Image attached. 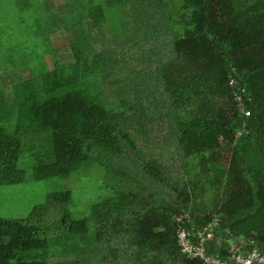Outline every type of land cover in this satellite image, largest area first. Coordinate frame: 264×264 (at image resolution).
<instances>
[{"label":"trees","instance_id":"16d2710c","mask_svg":"<svg viewBox=\"0 0 264 264\" xmlns=\"http://www.w3.org/2000/svg\"><path fill=\"white\" fill-rule=\"evenodd\" d=\"M102 9L80 12L86 27V17L98 19L99 42L70 24L32 31L47 46L26 57L44 68L24 63L0 77V185L23 182L20 156L38 147L36 179L67 180L97 164L105 192L84 216L64 187L27 219L0 217V264H202L182 250L183 230L195 243L206 230L207 253L222 259L264 253V0H106L105 36L94 15ZM140 22L164 30L150 42L164 57L154 49L156 66L134 76L122 58L148 33ZM58 32L69 54L55 46ZM165 118L173 163L129 133L157 143L148 121Z\"/></svg>","mask_w":264,"mask_h":264},{"label":"rangeland","instance_id":"374dc122","mask_svg":"<svg viewBox=\"0 0 264 264\" xmlns=\"http://www.w3.org/2000/svg\"><path fill=\"white\" fill-rule=\"evenodd\" d=\"M105 1L106 0H0V77L3 74L10 73L15 69H19L21 64L30 63L38 66L39 70L44 68L41 59L36 60L26 57L32 52H40L46 48L47 43L44 38L32 40L30 32L32 31H52L53 28L64 29L67 24H70L72 30L89 29L93 38L99 42L97 36V28L99 26L90 25L97 22L98 19L92 18V15L86 17L89 19V26L86 27V21L80 16V12L86 14L93 11V4H102L101 12L96 11L94 15L100 20L102 35L105 32L109 35V31L105 27ZM61 5H63L61 7ZM83 17V18H84ZM121 17L119 15H116ZM114 17V18H116ZM82 20L80 24L74 21ZM118 22V20H117ZM72 23L78 24L72 26ZM117 25V23H116ZM146 35L135 36L131 38V47H125L126 51L124 59L122 58V68L124 72L132 75H141L147 73L152 67L156 66V57L160 44L156 43L151 33H160L164 30L160 27L150 26L148 24L139 23ZM10 29V30H9ZM137 29V27H136ZM135 29V30H136ZM9 30V32H8ZM139 33V34H143ZM7 35V36H6ZM6 36V38H5ZM114 39V36H112ZM3 38L6 42L1 43ZM105 38V37H104ZM161 42V41H159ZM162 43V42H161ZM54 44L58 48H67L69 54V38L66 32H58L54 36ZM162 47V46H161ZM154 49L156 52L154 54ZM98 50V49H97ZM63 52V51H61ZM136 52L134 56L132 53ZM161 59H163V53ZM164 52V51H163ZM173 54L172 51H168ZM158 53V54H159ZM145 59H137L135 56H146ZM149 54L152 56H149ZM167 54V51H166ZM10 56L11 63L8 58ZM34 56H36L34 54ZM165 55V57H167ZM23 57V59H20ZM30 58V61H29ZM150 58V60H149ZM17 61V62H16ZM121 61V60H120ZM48 65L50 58L46 59ZM164 102V101H163ZM164 108L166 105L164 103ZM149 122V138L157 137L160 144L152 140L147 141L145 135L138 129L130 128L129 133L136 145L141 147L147 154L159 153L160 157L166 162H176L178 155L175 153L173 145H166L164 141L169 133V124L165 120H152ZM44 148L48 147L47 139L42 141ZM39 148H34L33 151H25L21 154L19 165L25 171V180L21 183L0 185V217L11 219H27L31 211L41 204L49 202V195L53 191L61 190L64 187L73 190V202L69 208L76 216H84L89 214L91 204L97 201L100 195L105 192L103 183L106 171L99 165H94L87 170L76 174L75 178L64 180L61 177H52L47 179H36L34 176L35 158L38 156ZM174 155V156H173ZM181 165V162L177 163ZM176 177V175H174ZM48 216L52 218L54 212H49ZM31 224H45V219L40 222L37 220H30ZM44 236L43 234H41ZM50 236V234H48Z\"/></svg>","mask_w":264,"mask_h":264},{"label":"built area","instance_id":"2783aa9c","mask_svg":"<svg viewBox=\"0 0 264 264\" xmlns=\"http://www.w3.org/2000/svg\"><path fill=\"white\" fill-rule=\"evenodd\" d=\"M231 84H233V80L231 81ZM235 95L239 101L242 100V97L238 92ZM246 113L249 114L248 111ZM180 218L181 217H179V219ZM207 228L208 227L205 229ZM204 231L203 233H199V236L202 238L199 243L193 242L191 239V233L187 232L186 230L181 231L179 234L180 243L183 247L182 250L190 257L201 258L202 264H264V253L258 248H254L253 250L246 253L239 251L235 252L233 256L230 257V259H222L217 255L208 254L203 244V241L205 240L203 237V234L205 233ZM210 234L211 233H208V236H210Z\"/></svg>","mask_w":264,"mask_h":264}]
</instances>
